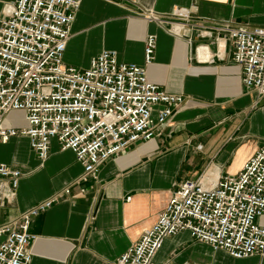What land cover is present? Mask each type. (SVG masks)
I'll list each match as a JSON object with an SVG mask.
<instances>
[{
  "label": "crops",
  "instance_id": "obj_1",
  "mask_svg": "<svg viewBox=\"0 0 264 264\" xmlns=\"http://www.w3.org/2000/svg\"><path fill=\"white\" fill-rule=\"evenodd\" d=\"M13 2L0 0V15ZM177 9H189L194 26L175 34L147 21L150 13L165 18ZM238 26L264 27V0H82L65 64L87 69L102 51H115L119 62L145 68L151 83L185 103L158 136L104 163L95 180L78 182L82 166L56 141L43 163L25 137L0 142V164L22 173L15 196L0 178V227L61 196L30 222V264H114L154 225L178 184L212 186L237 175L264 145V98L245 89L232 61L227 29ZM149 35L157 43L145 65ZM68 187L70 194L62 195ZM257 223L264 227V217ZM155 263L264 264V255L234 259L186 231L163 242Z\"/></svg>",
  "mask_w": 264,
  "mask_h": 264
},
{
  "label": "built area",
  "instance_id": "obj_2",
  "mask_svg": "<svg viewBox=\"0 0 264 264\" xmlns=\"http://www.w3.org/2000/svg\"><path fill=\"white\" fill-rule=\"evenodd\" d=\"M82 0H14L0 15V142L25 137L43 163L52 141L70 151L83 171L78 182L97 179L100 167L131 147L153 140L185 103L148 80L146 69L118 61L102 51L87 69L65 64ZM149 23L166 24L175 34L191 24V11L177 9ZM232 61L242 83L264 98V27L227 29ZM156 37L144 44V62L154 60ZM157 119L152 115L155 108ZM22 173L0 164V178L15 196ZM83 192V191H82ZM70 188L62 195H69ZM51 196L22 213L19 222L0 227V264H30L31 220L59 201ZM128 201L130 198L127 199ZM264 145L237 175L212 186L186 180L178 184L157 221L114 264H156L163 242L182 232L234 259L264 255Z\"/></svg>",
  "mask_w": 264,
  "mask_h": 264
}]
</instances>
